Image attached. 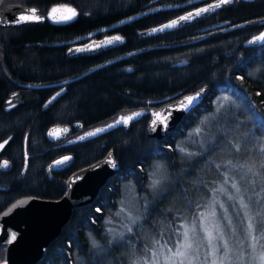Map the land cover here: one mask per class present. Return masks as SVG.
Instances as JSON below:
<instances>
[{
	"label": "trees",
	"instance_id": "obj_1",
	"mask_svg": "<svg viewBox=\"0 0 264 264\" xmlns=\"http://www.w3.org/2000/svg\"><path fill=\"white\" fill-rule=\"evenodd\" d=\"M69 2L85 13L84 19L90 27L138 13L144 3L143 0ZM182 12L162 11L125 25L119 30L125 37L122 45L84 61L70 58L63 63L56 53L46 52L49 48H33L34 83L74 77L143 49L70 83L63 96L46 110L42 109V103L49 94L41 90L42 98L33 93V107L21 108L19 121L12 116L6 123L0 120V134L13 133L15 128L20 132V139L9 154L13 168L8 175L0 172V184L8 179L12 182L9 191L0 190V210L10 204L11 198H61L65 182L73 172L101 160L111 150L119 163V172L104 185L90 206L72 213L38 264H128L130 245L138 251L143 248V233L159 231L161 221L173 222L174 227H179L184 216H198L212 197L211 189L223 182L226 171L239 179L243 170L229 169L222 161L259 166L264 159L258 149L260 141L264 140V45L243 46L262 28L258 20L264 18V0L213 21L227 19L232 25H242L235 29L195 34L196 27L187 24L157 36H139L140 31L164 24ZM182 61L186 64L178 66ZM128 67L132 71L127 72ZM205 85L211 86L208 98L162 140L147 137V117L128 129L117 128L65 147H54L55 142L48 137L49 129L57 124L73 129L81 124L86 130L129 110L160 107ZM221 104L223 108L217 112ZM198 126L203 127V133L190 140L189 133ZM236 144L241 146L239 152L232 147ZM50 146L53 148L49 149ZM181 147L185 152L179 150ZM25 150L41 154L31 156L22 177ZM69 155L73 156L71 166L52 172L48 178L47 166ZM218 164L220 168L216 167ZM158 167L163 168L164 178L154 190L151 182ZM241 184L251 192L257 190ZM127 188H132L141 205L139 223L143 231L132 226V232L112 237L108 231L113 225L110 222L117 220L114 214L119 211ZM250 208L253 214L258 211L256 199ZM3 259L1 249L0 261Z\"/></svg>",
	"mask_w": 264,
	"mask_h": 264
},
{
	"label": "water",
	"instance_id": "obj_2",
	"mask_svg": "<svg viewBox=\"0 0 264 264\" xmlns=\"http://www.w3.org/2000/svg\"><path fill=\"white\" fill-rule=\"evenodd\" d=\"M202 0H190L183 4L178 5H165L161 7H157L154 9H149L131 16H128L122 20H119L113 24L108 26H103L98 29H94L93 32L79 36L70 41L61 44H75L85 39H89L92 36L104 32H110L112 30H116L128 23L144 18L145 16H149L154 13L162 12V11H170L178 8H183L189 5L190 3H196ZM219 3V0L211 5H215ZM224 4H221L219 7L209 6L205 7L209 9L207 12H201L197 15V11L187 12L192 13V16L188 20L181 21L179 18L183 15L176 16V18L161 24L159 26L149 28L140 33L141 37H147L167 32L169 30L179 29L183 26H187L190 24H194L199 20L203 19L207 15L212 14L218 8L222 7ZM61 7H56L55 9H59ZM203 8V9H205ZM36 10V9H35ZM77 13V12H76ZM23 15H30V11L25 8H20L19 6H9L5 10L0 12V24L6 18H16L20 19ZM36 15H38L36 13ZM50 17V14L48 15ZM16 20V21H17ZM176 20L178 23L170 28L161 29L162 25L169 24L171 21ZM2 21V22H1ZM32 21V20H31ZM41 21V20H38ZM33 20L32 22H38ZM22 23L28 21H21ZM19 22V23H21ZM5 23V22H4ZM14 22H7V24L15 25L19 24ZM264 24V21L261 22ZM242 25H231L230 21H222L214 24H210L204 26L198 30H196L195 34H204L213 32L216 30L228 31L231 29L238 28ZM153 29H157V31H152ZM264 34V29H262L259 33L248 38L244 43V47H261L264 45V40H255L254 38L261 36ZM121 37L120 40H112L111 43L108 41L112 37ZM250 41H252L250 43ZM125 42V38L119 34H112L109 36H105L101 41L98 42H90L85 45V47L81 48H72L69 51L71 56L73 55H95L100 52H104L106 50L116 48L117 46L122 45ZM143 51V49L135 50L119 56L113 60L100 64L94 68L86 70L81 74L71 77L66 81L58 82L56 86L67 85L72 83L85 75L89 74L94 69L115 63L116 61H120L123 59H128L129 57L137 54L138 52ZM186 64V61H182L178 64V66H183ZM131 71L132 69L129 67L126 71ZM203 90V91H202ZM64 89L56 92L43 106V109L49 108L53 105L59 97L64 93ZM211 91L210 85H205L193 92L186 93L182 95L175 101L166 103L157 108L150 109H137L126 113H122L117 115L114 119L91 128H88L81 134H79L75 138H71L63 142L62 145H70L78 142H85L94 138L99 137V135L106 134L117 128L128 129L132 124L140 121L147 117V127L146 134L147 137L154 140H162L163 138L169 136L175 128L181 123V121L192 111H194L198 106H200L209 96ZM196 93H200V96L194 101V103L187 109H180L178 107L179 103L184 100L186 96H196ZM134 113H139L140 115L135 116L128 123H119L116 121L121 117L132 116ZM157 113L160 114V117H167L164 122H161V119L157 117ZM156 121L153 124V121ZM111 125V127H109ZM75 128L80 130L81 124H76ZM96 129H103V131L96 132ZM72 131L71 126L69 125H56L49 129L48 137L55 141L60 142L68 138ZM57 133L56 135H52L51 133ZM87 133H95L94 135H86ZM83 137V139H81ZM70 157V156H69ZM27 159L28 156H25V164L22 175L25 174L27 169ZM63 160V159H61ZM59 161V160H57ZM73 158L70 157L69 160L64 161L61 164L51 163L47 168V173L49 174L51 171H60L63 170L72 164ZM113 163L115 167H113ZM119 163L115 158L113 150L109 151L101 160H97L89 165L80 168L73 172L65 182V193L64 195L57 200H41L32 198V197H24L20 198L13 203H11L6 209L0 213V248L5 247V260L0 262V264H38L42 261L46 254L47 248L49 245L61 234L63 227L70 220L72 213L80 208H84L90 206L98 197L100 190L104 187V185L119 172ZM0 190H7L6 187L0 185ZM13 234H15V238H13Z\"/></svg>",
	"mask_w": 264,
	"mask_h": 264
},
{
	"label": "snow or ice",
	"instance_id": "obj_3",
	"mask_svg": "<svg viewBox=\"0 0 264 264\" xmlns=\"http://www.w3.org/2000/svg\"><path fill=\"white\" fill-rule=\"evenodd\" d=\"M231 0H219V3L215 5H209V8L219 7L221 4L230 3ZM209 9H199L197 15L201 12H207ZM35 9H31V15H23L15 23L21 21L40 20L42 17L36 15ZM57 9H52V13H56ZM68 15H62L58 19L60 21H68L76 16L74 9H65ZM192 16V13H188L186 16H182L179 19L181 21L188 20ZM178 21L173 20L169 24L162 25L160 30L164 28H170L175 26ZM152 31H157L153 29ZM121 37H112L108 42L112 40H120ZM255 40H264V34L254 38ZM252 41H250L251 43ZM203 91V90H202ZM200 96V93H196V96H186L184 100L178 105L180 109L189 108L194 101ZM227 100V98H224ZM223 108V104L217 109V112ZM140 115L134 113L132 116L121 117L116 121L119 123H128L135 116ZM161 122H164L167 117H160V114H156ZM156 121H153L155 124ZM203 123V122H202ZM111 127V125L109 126ZM103 131V129H96V132ZM203 133V127H196L189 133V139L198 137ZM52 135L57 133L53 132ZM95 133H87L86 135H94ZM83 139V137L81 138ZM5 144L8 141L4 142ZM203 145V141H201ZM3 145H0L2 148ZM236 152L241 150L239 144L232 146ZM259 152L264 157V140H261L258 145ZM181 152H185V149L181 147ZM188 156L195 155L193 153H187ZM70 157H64L63 160L55 161V164H61L64 161L69 160ZM7 161L0 164V167H6ZM222 164L229 169L243 170L239 179L229 178L228 172L224 175L223 182L211 189L212 198L210 202L205 205L206 211L200 212L199 215H193L191 218L184 216L179 227H174L173 222H160V230L149 233H143L144 244L141 250H137L134 246L132 248L131 255L129 257L128 264H264V159L261 160L259 166L239 165L233 163L232 160H224ZM115 167V164L112 165ZM220 168L221 165H216ZM246 167V170H244ZM156 173H153V177ZM161 179L153 178L151 187L155 190L160 184ZM259 181L260 192L253 191V195L257 197L256 205L258 211L255 214H251L250 206L252 203V196H248L247 199L242 192L241 182L250 185L253 189ZM227 187L226 185H229ZM223 196L225 200L222 202L220 197ZM123 204V201L121 202ZM228 204V207L225 204ZM217 206L221 209V213H217ZM200 207L199 204L196 205ZM229 208L235 209V217L230 214ZM121 213L126 214L128 225L126 230L132 232V226H136L142 230V225L139 223L140 217L134 216L133 212L128 208L122 207L120 211L116 213L117 216ZM239 218V223L234 224V220ZM245 220L247 223L245 224ZM109 232L112 229H108ZM258 233V234H254ZM167 237V238H166ZM15 238V234H13ZM93 246H96L95 240H93Z\"/></svg>",
	"mask_w": 264,
	"mask_h": 264
},
{
	"label": "flooded vegetation",
	"instance_id": "obj_4",
	"mask_svg": "<svg viewBox=\"0 0 264 264\" xmlns=\"http://www.w3.org/2000/svg\"><path fill=\"white\" fill-rule=\"evenodd\" d=\"M143 1H144L143 5L140 6L141 8L140 12H143L149 9H154L157 7H161V6H165V5L183 4L190 0H143ZM216 1L218 0H202L196 3H190L186 7L178 8L175 10L183 11L180 14V15H183L184 13L187 14V12L203 9L215 3ZM256 1L258 0H231L230 3L224 4L222 7L218 8L212 14L207 15L203 19L192 24L193 27H196L194 31L204 26L214 24L217 22H222V21L231 22V20H227V19L215 21V22L213 21L219 17L232 16L234 12L242 10L244 8H248L249 6H252L254 5ZM9 6H19L20 8L22 7V8L28 9L29 11L31 9H36L37 10L36 13L40 17H42V19H40L41 21H38V22H32L33 21L32 20V21H28L24 23L21 22L15 25L7 24V22L8 21L10 23L14 22L17 20L16 18L11 17V18H6L3 22L1 21L2 23L0 24V120L2 123H6V121L8 120V117H11V116L14 117L16 121H19L20 120L19 115H20L21 108L23 106L33 107V93L36 94L38 98H42L43 91L48 92L47 94L49 95L47 96L46 100L42 103V105L44 106V104L54 94H56V92H59L60 90L64 89L65 90L64 93H65L67 86L70 84L69 83L67 85L56 86L58 82H62L64 80L66 81L67 79L71 77H67L66 79L61 78L56 81L35 82L34 83L33 82V71H36V70H33V48H49V50H47L46 52L48 54L56 53L59 57H62V60H64L63 63H66L65 61L69 60L70 58L73 60H77V61H84L86 58L91 59L101 54L102 52L97 53L95 55H73L71 56L69 54V51L72 48L85 47V45L89 44L91 41L92 42L101 41L105 36H109L112 34H119L123 36L119 32V30L122 29L125 25L116 30H112L110 32L96 34L92 36L91 38L85 39L84 41H81L79 43L61 44V43L70 41L74 38H77L79 36L89 34L93 32L94 29L96 30L100 27L108 26L119 20L117 21L114 20V22L90 27L89 25H87V22L84 19L85 13L82 12L77 6L69 2V0H0V12L5 10ZM56 7H61V8L57 9L58 11L56 13H52V9H55ZM68 8L74 9L77 12L76 16L73 19L68 20V21H60L58 19L60 16L69 14L68 12L65 11V9H68ZM49 14H50V17L48 16ZM30 15H31V12H30ZM208 21H212V22L209 23ZM258 21H260V24H261V22L264 21V18L259 19ZM131 23H128V24H131ZM261 26H262L261 30L264 29V24H261ZM142 31L139 32V36ZM59 71H62V69ZM127 72H130V71L127 70ZM63 94L59 97V99L63 96ZM43 106H42V109H43ZM84 131L85 130H83L82 128L80 130H77L76 128L75 129L72 128L70 136H68L67 139L60 141V142L54 141L55 142L54 147L58 148L60 146L62 147L68 146V145H62L63 142L71 138L77 137L79 134H81ZM19 139H20V132L17 128L13 130V133H10V131H7V132H3L0 134V145H3V147L0 148V164H2L4 161L8 162L6 167H0V172L2 174L8 175L10 170L13 168V161L10 158L11 156L9 154L11 153V150L13 149V147L17 145V140ZM5 141H8V143L5 144L4 143ZM78 143H83V142H78ZM52 148L53 146L49 147V149H52ZM40 154L41 153H33V154L28 153L25 150L24 157H23V169H24L26 155L28 156V159H27V167H28V160L31 158V156L34 157ZM69 156H63L57 160H61L64 157H69ZM70 157L73 158V156H70ZM47 168L45 169V173L48 178L51 177L52 172H58V171H51L48 174L46 171ZM22 173H23V170H22ZM22 173H21V176L23 177L25 174L22 175ZM11 184L12 182L9 179L4 184H0L1 186H4L7 188V190H2V191H9L10 188L12 187ZM24 197H32L36 199L41 198L37 196H24ZM24 197H20V198H24ZM20 198L19 197L11 198L12 200L10 204ZM41 200H47V199L41 198ZM8 206H6L4 209H6ZM2 211L3 209L0 210V213ZM1 249L4 250V259L1 260L0 262L5 260V249L6 248L1 247L0 250Z\"/></svg>",
	"mask_w": 264,
	"mask_h": 264
},
{
	"label": "rangeland",
	"instance_id": "obj_5",
	"mask_svg": "<svg viewBox=\"0 0 264 264\" xmlns=\"http://www.w3.org/2000/svg\"><path fill=\"white\" fill-rule=\"evenodd\" d=\"M126 113V112H125ZM122 114V113H121ZM246 167L248 166H252V165H248L246 164L245 165ZM257 166V165H256ZM258 167V166H257ZM156 173V176L155 178L157 179H160L161 177L164 178V171H163V168L161 167H158L155 169V172ZM229 178H235L237 179V177L234 176V174H229ZM162 180V179H161ZM162 182V181H161ZM161 185V184H160ZM160 185L158 187H160ZM242 185V184H241ZM227 187H230V184L229 185H226ZM157 187V188H158ZM156 188V189H157ZM255 188H257L256 192L259 193L260 190L258 191V189L260 188V185H259V181H257V184L255 186ZM153 189V188H152ZM242 192L243 194L245 195V198L247 199L248 196H252V203H253V200L257 199V197L255 195H253V192L249 191L248 189H246V187H243L242 186ZM212 198V197H211ZM211 198L209 199L208 203L210 202ZM221 201L223 202L225 200V198L223 196L220 197ZM123 201V204L121 203L120 204V208H119V211L122 207H125V208H128L129 210H131L133 212V215L134 216H139L141 217V205L140 203L138 202V200L136 199L134 193H133V190L132 188H127L125 190V193L123 194L122 196V199H121V202ZM207 203V204H208ZM251 203V204H252ZM226 207H228V204L226 203L225 204ZM207 209L204 208L203 211H206ZM221 209H219V207L217 206V213H221ZM235 209H232V208H229V212L230 214H232L234 217H235ZM118 212V211H117ZM116 212V213H117ZM250 212L251 214H253L252 212V209L250 208ZM116 216V221L111 222L110 223H113V225H110L109 226V229H112L111 232H109L112 237H119V236H122L125 232H128L126 230V225H128V220L126 218V214L124 213H121V215L117 216L116 214H114ZM239 223V218H236L234 220V224H238ZM247 223V221L245 220V224Z\"/></svg>",
	"mask_w": 264,
	"mask_h": 264
}]
</instances>
